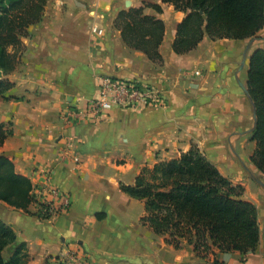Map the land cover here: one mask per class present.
<instances>
[{"label":"crops","instance_id":"1","mask_svg":"<svg viewBox=\"0 0 264 264\" xmlns=\"http://www.w3.org/2000/svg\"><path fill=\"white\" fill-rule=\"evenodd\" d=\"M153 1L162 12L144 0H51L23 38L19 62L7 75L14 86L0 99V122L13 129L0 154L33 187L49 178L71 198L69 210L50 219L33 214L32 206L25 211L0 202V217L27 244L29 264H64L77 248L89 264H214L191 244L176 249L143 225L144 202L121 187L133 185L145 166L193 145L242 185V198L259 211V246L246 254L217 251V260L264 264V174L251 160L257 143L248 92L250 58L264 49V28L246 39L205 34L197 48L178 54L173 43L186 13ZM141 6L166 24L158 62L128 46L115 23L122 10ZM103 77L151 85L166 96L165 105L115 107L98 120L90 105ZM67 136L74 140L62 160Z\"/></svg>","mask_w":264,"mask_h":264},{"label":"trees","instance_id":"2","mask_svg":"<svg viewBox=\"0 0 264 264\" xmlns=\"http://www.w3.org/2000/svg\"><path fill=\"white\" fill-rule=\"evenodd\" d=\"M14 1V0H13ZM186 13L178 25L174 51L186 54L198 47L208 34L212 39H246L264 28V0H161ZM48 0H15L0 16V96L14 86L7 77L19 62L6 48L21 44L30 35L29 28L39 23ZM146 6L162 12L161 4L144 0ZM125 43L145 52L154 62L163 59L160 46L166 24L144 7L122 10L116 18ZM23 43V44H22ZM4 76V77H2ZM248 92L257 123L253 140L257 146L252 162L264 174V49H256L250 58ZM13 135L9 124L0 122V148ZM123 191L144 202L141 221L176 249L189 243L196 254L214 264L217 251H254L261 242L258 207L242 198L244 187L224 176L198 145L178 157L145 166L133 185H121ZM31 180L18 173L13 160L0 154V202L29 210L32 202ZM8 252V255L5 254ZM0 264H29L27 244L20 241L12 226L0 217Z\"/></svg>","mask_w":264,"mask_h":264},{"label":"built area","instance_id":"3","mask_svg":"<svg viewBox=\"0 0 264 264\" xmlns=\"http://www.w3.org/2000/svg\"><path fill=\"white\" fill-rule=\"evenodd\" d=\"M98 32H101L99 30ZM166 96L157 88L138 80H123L115 77L101 78L98 97L91 102L90 112L96 119H106L115 107L143 109L165 105ZM74 138L66 137V147L61 152V159L66 160L71 151ZM48 173L46 172V175ZM35 186L31 192L34 213L41 219L57 217L68 211L71 198L58 186L47 179L41 187ZM42 191H45L42 192ZM64 264H89L86 252L71 249L65 256Z\"/></svg>","mask_w":264,"mask_h":264},{"label":"rangeland","instance_id":"4","mask_svg":"<svg viewBox=\"0 0 264 264\" xmlns=\"http://www.w3.org/2000/svg\"><path fill=\"white\" fill-rule=\"evenodd\" d=\"M15 1V0H14ZM13 0H0V16H4L5 13H6V10L9 8V6L12 4V2H14ZM51 2V0H48V3L47 5ZM47 8V6H46ZM259 34L255 35V36H258ZM253 36V37H255ZM264 36V33L262 34V37ZM22 41H23V38H22ZM23 44V43H22ZM24 47L23 45L21 44H15V45H9L6 50L7 52L11 55H13L15 57V60H17L20 55H21V52L23 51ZM0 53H1V50H0ZM2 68H0V75H2ZM4 77V76H2ZM1 80V79H0ZM0 99H2V97L0 96ZM6 255H8V252H5Z\"/></svg>","mask_w":264,"mask_h":264},{"label":"water","instance_id":"5","mask_svg":"<svg viewBox=\"0 0 264 264\" xmlns=\"http://www.w3.org/2000/svg\"><path fill=\"white\" fill-rule=\"evenodd\" d=\"M254 116H255V122L257 123V114H256V110H255Z\"/></svg>","mask_w":264,"mask_h":264}]
</instances>
